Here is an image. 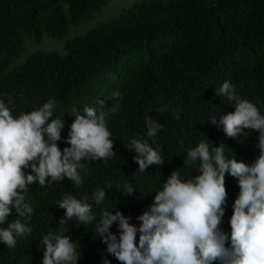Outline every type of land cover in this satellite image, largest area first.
Here are the masks:
<instances>
[{
	"label": "trees",
	"instance_id": "1",
	"mask_svg": "<svg viewBox=\"0 0 264 264\" xmlns=\"http://www.w3.org/2000/svg\"><path fill=\"white\" fill-rule=\"evenodd\" d=\"M115 1L121 0H0V99L14 118L55 100L49 122L65 121L58 141L63 150L70 146L65 141L74 106L83 114L85 107L97 108L100 100L105 109L120 104L106 121L115 156L82 161L80 168L92 190L97 184L109 196L94 204L96 219L86 225L75 218L59 223L66 210L56 202L72 183L28 185L32 232L17 237L14 248L0 242V264H40L42 239L50 232L69 236L80 246L83 258L78 264H104L105 259L120 264L96 232L103 210L120 211L139 226L136 218L150 208L173 171L178 169L184 181L199 174V161L184 163L187 150L202 141L210 148L224 143L227 159L249 165L259 156L258 132L246 129V138H229L210 119L235 111L234 102L216 94L225 81L264 115V0H134L104 19ZM27 38L45 49H52L46 48L49 42L62 46L64 41V51L37 50L22 61ZM114 91L121 98L111 99ZM146 116L162 125L154 138L147 136ZM133 138L158 148L164 164L139 172L136 154L127 149ZM125 182L135 188L134 195L122 194ZM225 186L220 228L230 236L240 188L227 174ZM46 211H53L48 225L38 216ZM18 218L13 209L0 228ZM111 232L119 235L118 222Z\"/></svg>",
	"mask_w": 264,
	"mask_h": 264
},
{
	"label": "clouds",
	"instance_id": "2",
	"mask_svg": "<svg viewBox=\"0 0 264 264\" xmlns=\"http://www.w3.org/2000/svg\"><path fill=\"white\" fill-rule=\"evenodd\" d=\"M216 94L234 102L235 111L219 120L212 117L210 122L218 128L222 126L229 138H246V129L258 132V158L251 165L236 158L227 159L224 143L210 148L202 141L187 150L184 163L192 165L199 161V174L184 181L178 169L173 171L156 192L150 208L136 218L142 222L139 226L130 223L131 217L120 211L103 210L96 232L107 245V252L120 264H264V115L253 103L241 99L228 81L216 89ZM110 98L118 100L121 93L114 91ZM56 107V101L49 100L39 110L14 118L0 99V224L6 223L13 209L19 217L0 228V242L8 248L16 246L17 237L32 232L34 209L27 203L29 198H25L28 185L38 182L44 187L60 181L73 184L66 196L56 202L66 210L61 224L73 218L79 224L91 223L96 219L94 204L109 198L97 184L92 190L80 168L84 166L82 161L115 156L106 121L118 112L120 104L105 109V101L100 100L97 108L85 107L83 114L74 106V121L65 141L70 146L63 150L58 141L62 140L65 121L49 122ZM174 114L176 119L180 118L178 112ZM145 124L149 138H154L162 128L150 116L145 117ZM127 149L136 154L139 172L165 162L159 149L145 140L133 138ZM226 174L236 178L240 188L229 222L230 236L220 228L228 196ZM122 194L132 196L135 188L125 182ZM53 211L38 215L42 224L51 223ZM117 222L119 235L111 232ZM42 244L40 264H78V259L83 258L80 246L62 233L50 232L43 237ZM104 264L110 261L105 259Z\"/></svg>",
	"mask_w": 264,
	"mask_h": 264
},
{
	"label": "rangeland",
	"instance_id": "3",
	"mask_svg": "<svg viewBox=\"0 0 264 264\" xmlns=\"http://www.w3.org/2000/svg\"><path fill=\"white\" fill-rule=\"evenodd\" d=\"M134 0H121V1H115L107 10H105L106 17L104 19H107L110 16V13H115L116 11H119L123 6L131 4ZM58 41V40H53ZM62 46L60 42H49L46 48H52V49H45L41 45L37 43H29L28 38L26 39V50L22 54V61H24L27 56L30 53H33L37 50H57V51H64L63 45L64 41H62ZM61 46V47H60Z\"/></svg>",
	"mask_w": 264,
	"mask_h": 264
}]
</instances>
